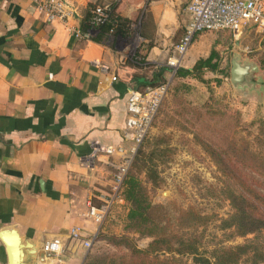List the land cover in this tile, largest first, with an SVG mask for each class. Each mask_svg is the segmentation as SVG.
Masks as SVG:
<instances>
[{
	"label": "crops",
	"instance_id": "obj_1",
	"mask_svg": "<svg viewBox=\"0 0 264 264\" xmlns=\"http://www.w3.org/2000/svg\"><path fill=\"white\" fill-rule=\"evenodd\" d=\"M43 1L0 0V264H9L12 245L24 252L21 264H81L87 252L70 240L71 228L90 239L106 232L105 221L86 216L113 175L93 148L123 143L132 76L143 73L126 64L120 37L73 35L89 5L113 2L120 16H141L136 51L153 67L145 75L165 67L169 82L166 59L188 21V0H64L71 15L52 22L37 9ZM212 38L199 33L180 67L218 50ZM53 238L63 244L57 257L42 250Z\"/></svg>",
	"mask_w": 264,
	"mask_h": 264
},
{
	"label": "rangeland",
	"instance_id": "obj_2",
	"mask_svg": "<svg viewBox=\"0 0 264 264\" xmlns=\"http://www.w3.org/2000/svg\"><path fill=\"white\" fill-rule=\"evenodd\" d=\"M140 28L141 16L138 15L132 20L129 36L116 39L117 44L123 43L129 48L128 58L137 49ZM201 34L217 38L215 45L220 55V68L225 69L226 73L208 72L204 77L206 83L190 80L193 86L188 92L168 90L148 137L141 146L149 154L154 140H164L160 147H167L168 150L154 159L158 182L152 186L144 172H139V177L147 188L149 200L154 204H170L182 211L193 208L202 215L211 216L207 225L199 227L196 232L202 235V248L209 250L218 244H242L252 237L226 238L223 235L229 231L219 229L221 219L228 216L231 208L220 189L226 179L209 151L226 157L225 152L231 154L233 150V146L228 144L235 139L242 137L251 147L254 146L253 137L264 139V36L249 28L237 37L231 34L230 38L221 31ZM233 52H238L242 61L245 59L252 64L248 67L247 81L240 88L230 82ZM260 122L263 123V129H260ZM262 150L264 152V140ZM158 152H153V157ZM227 162L233 169L234 165ZM256 179L261 183V188H256L264 193V177L256 176ZM228 182L233 185L231 180ZM120 212L122 210L108 214L105 220L106 232L98 233V238L81 264L91 258L97 260L109 254L127 252L126 248L114 247L107 240L101 239V235H127L137 249L142 250L148 246L152 238L139 237L132 231H126L123 227L125 213ZM158 256H175L182 264H192V257L187 255L160 253Z\"/></svg>",
	"mask_w": 264,
	"mask_h": 264
},
{
	"label": "trees",
	"instance_id": "obj_3",
	"mask_svg": "<svg viewBox=\"0 0 264 264\" xmlns=\"http://www.w3.org/2000/svg\"><path fill=\"white\" fill-rule=\"evenodd\" d=\"M95 5H89L80 25L82 31L89 29L91 10ZM108 5L109 19L99 27L97 34L90 38L93 41L102 42L108 36L121 38L129 36L132 20L120 16L116 12L115 3ZM221 32H224L228 38L231 37L230 31ZM134 56L140 59V64L132 59L126 61V64L143 74L136 73L132 76L135 84L132 90L140 91L147 86L167 81L163 77V73L167 70L165 67H160L153 71L150 77H146L145 72L153 67L146 62L144 55L139 51H136ZM208 72L226 73L225 69L220 68V55L215 48L211 49L207 57L199 58L191 68L179 67L168 84L167 92L169 89L175 92H188L193 86L189 81L206 83L204 77ZM219 82L218 80L217 83ZM262 125L263 123L260 122V129H263ZM262 140L263 137H253L254 146L251 147L246 139L242 137L235 139L228 144L233 146V150L231 154L225 152L226 157L209 151L221 175L226 179L220 189L231 208L228 216L221 219L219 229L229 231L227 235H223L226 238L252 235L244 243L227 246L218 244L209 250L203 249L202 235L196 232L199 227L207 225L210 215H202L193 208L182 211L171 207L170 204L157 205L149 200L147 188L139 177V172L145 173L152 186L157 184L158 172L154 159L168 150L167 147H160L164 142L160 139L154 140L149 154H146L145 149H141V144L118 192V198L122 202L113 204L109 211L113 214L114 211L122 210L125 213L124 229L136 233L139 237H149L152 240L145 249L141 250L133 246L127 235H101V239L107 240L114 247H124L127 252L109 254L97 260L91 258L84 264H182L175 256L160 258L158 256L160 253L191 256L192 264H264V193L256 188V186L261 188L256 176L264 177ZM156 151H159L158 155L153 157V152ZM227 161L234 165L233 169ZM228 180H231L233 185ZM95 205H99V202ZM180 228L187 229L180 231ZM98 236L97 234L95 240Z\"/></svg>",
	"mask_w": 264,
	"mask_h": 264
},
{
	"label": "built area",
	"instance_id": "obj_4",
	"mask_svg": "<svg viewBox=\"0 0 264 264\" xmlns=\"http://www.w3.org/2000/svg\"><path fill=\"white\" fill-rule=\"evenodd\" d=\"M37 9L44 14L48 22L66 20L70 9L64 0H47L37 4ZM187 24L174 46V51L166 59V66L172 73L180 67L182 60L199 33L228 30L237 37L247 28L264 36V0H188L185 6ZM108 4H97L91 10L89 29H75L76 38L90 39L99 31V27L109 19ZM135 53V52H134ZM132 61L140 64L134 54ZM114 79V78H113ZM169 81L154 86H147L140 91L130 90L125 106L123 143L119 145L94 146L93 152L107 157V165L112 169V181L109 190L98 195L99 205L88 203L86 216L100 226L107 218L110 208L116 202L121 203L118 192L125 175L144 139L148 136L158 109L167 94ZM70 240L79 244L88 252L95 237L84 238L80 227L70 230ZM47 256L57 257L63 251V244L58 238L46 241L42 246Z\"/></svg>",
	"mask_w": 264,
	"mask_h": 264
},
{
	"label": "water",
	"instance_id": "obj_5",
	"mask_svg": "<svg viewBox=\"0 0 264 264\" xmlns=\"http://www.w3.org/2000/svg\"><path fill=\"white\" fill-rule=\"evenodd\" d=\"M252 64L247 60H243L238 52H233L231 58V68H230V82L234 87L240 88L247 81V76H249V69ZM251 73V72H250ZM14 237H17L15 230L11 231ZM18 241V238H16ZM16 242V241H15ZM36 251L31 249V254L34 256ZM9 264H21L24 259V252L14 245L8 248Z\"/></svg>",
	"mask_w": 264,
	"mask_h": 264
}]
</instances>
